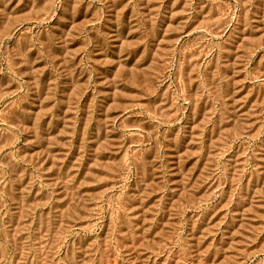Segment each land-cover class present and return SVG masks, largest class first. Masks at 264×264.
<instances>
[{
    "label": "rangeland",
    "instance_id": "obj_1",
    "mask_svg": "<svg viewBox=\"0 0 264 264\" xmlns=\"http://www.w3.org/2000/svg\"><path fill=\"white\" fill-rule=\"evenodd\" d=\"M0 264H264V0H0Z\"/></svg>",
    "mask_w": 264,
    "mask_h": 264
}]
</instances>
